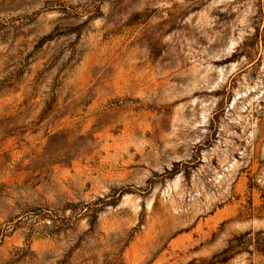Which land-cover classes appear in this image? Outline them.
<instances>
[{"label":"rangeland","instance_id":"1","mask_svg":"<svg viewBox=\"0 0 264 264\" xmlns=\"http://www.w3.org/2000/svg\"><path fill=\"white\" fill-rule=\"evenodd\" d=\"M0 264H264V0H0Z\"/></svg>","mask_w":264,"mask_h":264}]
</instances>
